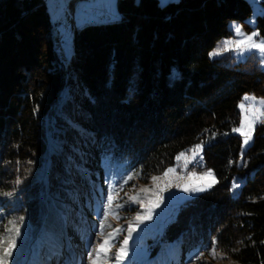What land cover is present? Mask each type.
Here are the masks:
<instances>
[{
    "label": "trees",
    "instance_id": "obj_1",
    "mask_svg": "<svg viewBox=\"0 0 264 264\" xmlns=\"http://www.w3.org/2000/svg\"><path fill=\"white\" fill-rule=\"evenodd\" d=\"M114 3L117 19L73 28L61 63L44 0H0L1 217L72 237L62 213L91 217L110 160L145 180L203 142L191 166L217 182L180 204L162 243L175 244L176 264L214 237L236 264H264V123L241 155L232 131L241 95L264 96V69L252 51L209 56L231 20L264 36V0L253 26L248 0Z\"/></svg>",
    "mask_w": 264,
    "mask_h": 264
},
{
    "label": "rangeland",
    "instance_id": "obj_2",
    "mask_svg": "<svg viewBox=\"0 0 264 264\" xmlns=\"http://www.w3.org/2000/svg\"><path fill=\"white\" fill-rule=\"evenodd\" d=\"M166 1L159 0L160 3H165ZM248 1L251 5V12L245 21L253 26L256 16L263 12V7L260 0ZM44 2L53 25V47L56 51L58 61L61 63H65L68 60L72 50V35L75 26H80L91 21H109L119 17L114 0H44ZM236 26L241 27V33L234 31ZM229 27L232 30V35L220 39L210 52L217 49L218 45L222 46L225 40H235L245 34L258 33L254 28L246 30L236 20L229 21ZM261 38H264L261 34L256 37L257 40ZM250 51L259 57L260 65L264 69V64L261 63V59H264V53H259L258 50L250 49L243 54L229 50L222 51L221 54L229 52L233 55L235 61H238L243 59ZM219 55L209 56L216 57ZM245 95L254 96L257 98V101L264 98L262 95H255L248 91L241 95L237 103L239 120L233 125L232 131L234 128L240 127L243 115V110L240 107L241 103L245 105L255 104V106L260 107L254 101H245L243 99ZM76 122L79 123L78 120H74L71 125ZM235 133L240 135L238 132ZM240 138L242 144L243 137L240 135ZM197 144H201V142ZM49 146L50 149H56V141L50 138ZM194 146L182 150L179 153L185 152L186 156L191 157L192 152L190 150ZM241 153L240 147V155ZM176 157L172 165L167 166L161 172L148 175L145 180L136 179L133 172L117 159L110 160L103 176V188L100 194L95 198L92 197L90 201L88 210L92 213L91 217L84 215L83 218L79 219V224H76L72 221L71 223L68 222V213L65 214L64 211L62 213L61 218L63 219L64 225H68L66 228L71 229L72 237H68L65 230H63V235L59 237L56 233L51 234L48 229L42 228L40 224L31 225L24 214L18 218L13 217L10 219H3V216L1 217L0 215V236L6 235V226L12 227L9 221H14L19 225L21 233L16 238L17 247L14 249V254L10 258L9 264H88L87 254L90 248H94L96 243L102 242L103 236H107L115 228H120L121 231L116 234V238L112 242L111 252L113 254L120 247L124 238L128 237L127 256L124 261H121V264H176L177 259L173 248L175 244L164 245L161 239L162 234L166 226L174 219L180 204L186 199L201 193L191 190L186 192L182 187H177L176 185L190 182L199 183L195 177H190L189 173L195 172L199 176L202 172L209 170L205 169L201 172L195 170L191 165L202 164L196 161H193L185 167L184 159L177 161ZM169 167L176 169L175 173L169 174L168 179L172 181L171 187H166L167 179L152 180L153 176L163 177L164 171ZM129 176L132 178L128 179ZM110 185L114 196L113 210L115 215L112 213L109 214L103 229V236H100L98 235V232H100V219L103 218V204L107 202ZM162 188L164 191H160ZM144 189H147V191H144ZM132 196H137L135 202L129 200V197ZM157 197L160 199L158 206L151 208V218L137 221L136 217L138 214L140 216L149 215L150 202H155ZM74 202L72 200L71 204L65 206L69 213L73 212ZM117 204H122L123 207L116 209L115 206ZM84 210L87 209L84 208ZM117 216L119 218H116ZM20 217H23L22 221H20ZM130 223L135 228L131 236L128 233ZM211 248L212 244L202 246L201 249L196 248V250L187 253L181 258L180 264H193V257L199 255L200 252H203L204 256L197 264H236L231 257L227 256L219 248H216L217 252L223 253L224 255L223 257L218 256L214 259L209 254ZM109 264H114V260L110 259Z\"/></svg>",
    "mask_w": 264,
    "mask_h": 264
},
{
    "label": "snow or ice",
    "instance_id": "obj_3",
    "mask_svg": "<svg viewBox=\"0 0 264 264\" xmlns=\"http://www.w3.org/2000/svg\"><path fill=\"white\" fill-rule=\"evenodd\" d=\"M234 31L236 33H241L242 29L240 26H236ZM258 33H251V34H245L242 35L241 38L235 39V40H225L222 44V46L217 47L213 52H210V56L219 55L222 53V51H229L234 50L237 53H245L250 49L258 50L259 53H264V38H261L260 40H257L256 37L258 36ZM261 63L264 64V59H261ZM245 101H254L260 105V107L255 106V104H248L245 105L244 103H241L240 107L243 110L242 119L240 122V127L234 128L233 131L240 133V135L243 137V142L241 144V151L243 152L244 148L253 140L254 138V132L255 127L259 123H264V98H261L257 101V98L254 96L245 95L243 98ZM215 133H213V136ZM203 149V142L201 144H197L194 146L193 149L190 151L192 152V156L188 157L186 156L185 152H181L176 157L177 161L184 159L185 161V167H187L188 164L192 163L193 161H196L197 163H202V157L201 152ZM176 169L174 167H169L166 169L163 173V177H157L153 176V181H158L162 178L167 179L166 187L172 186V181L169 178L170 173H175ZM190 177H195L199 183H185V184H178L177 187H182L184 191H205L208 188L212 187L213 184H215L216 178L213 174V171L211 169L202 172L199 176L195 172L189 173ZM132 177L129 176L128 179H131ZM17 184L20 183L19 178H17L16 181ZM238 184H233V188H238ZM144 191H147V189H144ZM160 191H164V189H160ZM5 195H11V193H5ZM159 197H157V200L155 202H150L149 206V215L140 216L139 214L136 217L137 221L140 220H146L150 219V211L152 207H157L159 202ZM113 200L114 196L112 194V188L111 185L109 186V192L107 195V202L103 204V218L100 219V232H98V235L103 236V229L107 222V217L110 213L115 215V212L113 210ZM129 200L132 202H135L137 200V196L129 197ZM116 209H119L123 207L122 204H117ZM116 218H119L118 216ZM20 221L23 220V217L19 218ZM9 224L12 225V227H5V236H0V264H9L10 258L14 254V249L17 247V237L20 236V228L19 225H17L14 221H9ZM121 231L120 228H115L113 232H110L107 234V236H103L102 242H98L95 244L94 248H90L87 254V261L88 264H109V260L113 259L114 264H121V261H124L127 256V246H128V237H125L122 241L120 247L115 251L113 254L111 252L112 248V242L116 238V234ZM135 231V228L131 225V223L128 226V233L129 236H131V233ZM218 241L214 237L212 240V248L209 252V254L215 259L218 256L223 257V253H218L216 250ZM6 245V246H5ZM235 251V250H233ZM204 253L200 252L199 255L193 257V264H197L198 261H201L203 258Z\"/></svg>",
    "mask_w": 264,
    "mask_h": 264
}]
</instances>
